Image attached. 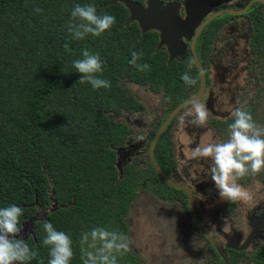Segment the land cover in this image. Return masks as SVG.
I'll use <instances>...</instances> for the list:
<instances>
[{
  "label": "trees",
  "instance_id": "trees-1",
  "mask_svg": "<svg viewBox=\"0 0 264 264\" xmlns=\"http://www.w3.org/2000/svg\"><path fill=\"white\" fill-rule=\"evenodd\" d=\"M75 4H91L98 14L115 16L116 23L99 38L73 40L66 24ZM37 7L43 12L36 13ZM254 13L250 44L264 48V18ZM84 49L99 53L101 78L110 81V89L78 83L80 74L72 62L82 58ZM133 51L143 54L138 63L149 64V71L129 63ZM186 72L198 79L187 61H168L158 34L140 29L125 0H0V207H22V227L39 208L54 206L25 239L39 253L28 264H48L44 221L72 238L71 264H83L82 232L104 227L128 235L125 217L137 192L148 187L161 198L174 192L152 165L142 176L132 163L119 174L116 149L131 131L117 118L143 109L129 84L160 94L170 108L176 106L190 87L181 79ZM166 137L165 132L156 144L155 158L168 173L174 165L167 164ZM252 258L264 264V243ZM134 261L127 253L118 257V264Z\"/></svg>",
  "mask_w": 264,
  "mask_h": 264
},
{
  "label": "rangeland",
  "instance_id": "rangeland-1",
  "mask_svg": "<svg viewBox=\"0 0 264 264\" xmlns=\"http://www.w3.org/2000/svg\"><path fill=\"white\" fill-rule=\"evenodd\" d=\"M161 1V0H159ZM187 0L164 2L163 6L168 3H174L178 6V14L183 19L187 18V10L184 6ZM230 0H203L195 12L194 18L191 19V26L193 29L200 23V17L206 13H213L215 8L225 7L226 2ZM145 1H143L144 5ZM240 19H233L226 24V28L222 33H226L224 38L226 41H216L212 48L216 53H219L220 46H225L228 68L226 76L219 73L214 68V74L216 79H223L230 81L231 83H237L243 88L244 101H247V106L254 107V114L252 115L256 123L264 127V95L259 94V99L254 98L256 94L257 86L264 89V63H249V52L247 50L246 39L241 30L244 25L240 23ZM200 25V24H199ZM196 27V29H197ZM195 29V30H196ZM216 30H220L218 27ZM158 36L160 31L158 29H152ZM228 33V35H227ZM246 34V33H245ZM222 43V44H221ZM167 47L164 49L166 50ZM238 52L237 60H231L230 53ZM224 52V49L221 50ZM187 55V53H186ZM183 53L180 58L186 56ZM235 62V63H234ZM260 77L263 79L261 80ZM260 79V84H255V79ZM217 84V83H215ZM219 84V83H218ZM226 85V84H225ZM248 87L249 93H248ZM129 88L134 95L135 100L143 106V110L140 112H123L117 120L123 122L129 129L127 141L124 146L116 149V167L119 174L122 173L124 167L127 164L132 163L138 169L140 176L146 174L151 167V163L148 158V148L153 136L152 131H156V124L161 120L163 116V105L158 95L152 94L145 87H140L136 84H129ZM197 86H195L188 94L190 96L194 93ZM255 88V89H254ZM264 93V92H263ZM257 101V102H256ZM190 110L179 114L176 118L175 124L169 126L167 129L166 143L169 149L166 150L165 156L173 164L172 148H175L177 169L170 170L171 178L182 177L185 180H193V184H197L198 190L201 192L209 193L204 199L198 196L197 205L201 211L204 224L209 228V231L214 235L217 241L221 244H225L229 241L238 245L242 243L249 233L251 226L253 225V219L249 222L255 210L253 202H260L264 200V197L258 192L253 191L252 196L255 201H247L243 203H230L226 200H222L219 197L218 191L215 188L214 182L211 180V172L208 169L210 164L205 165V173H202L200 179L195 180L192 178L190 169L195 161L190 159L191 149H194L198 143L202 140L207 141L209 139L217 141H227L229 135H218L209 126L211 121H215L213 117H208V122L203 128H198L190 123L187 127L181 125V119H185L186 122H190L192 117L186 116V113ZM209 112V111H208ZM211 130V137L205 135L206 132ZM171 144L173 146H171ZM174 150V149H173ZM203 163V161L201 162ZM174 170V171H173ZM178 170V171H176ZM180 170V171H179ZM264 171L253 176L248 175L238 181L242 187L247 188L249 186L257 185L262 177ZM153 173V172H152ZM154 174V173H153ZM155 175V174H154ZM253 181V184H252ZM147 187V186H146ZM138 190V189H137ZM148 189L137 192V196L133 199L130 210L125 217V223L129 229L128 236L132 241L131 251L127 254L135 258V264H220L216 255L209 251L206 243L199 238L198 234L193 235L188 233L190 229L186 223L185 215H174L175 206L173 204L163 201L161 197H157L156 194ZM263 202V201H262ZM44 210L39 208L34 218L27 220L22 226L21 236L26 239L33 236L34 223L38 220L44 219L46 213L51 209ZM262 210V208H260ZM173 217H176L174 219ZM229 217L231 223V229L228 232L223 231V220ZM264 240V231L257 239L249 245V249L244 251V254L236 259L235 264H256L253 260V254L259 247V243ZM125 256V255H124ZM123 256V257H124Z\"/></svg>",
  "mask_w": 264,
  "mask_h": 264
},
{
  "label": "clouds",
  "instance_id": "clouds-1",
  "mask_svg": "<svg viewBox=\"0 0 264 264\" xmlns=\"http://www.w3.org/2000/svg\"><path fill=\"white\" fill-rule=\"evenodd\" d=\"M36 13L43 9L37 7ZM71 19L66 27L73 40L82 41L88 36L99 38L108 33L116 23L113 15L98 14L91 4H75L70 12ZM66 51L71 52L69 44H65ZM142 53L133 51L129 63L138 71H149L151 66L138 63ZM82 58L72 62V66L80 74L78 83H87L93 90L110 89V81L101 78L103 75V61L99 53H92L84 49ZM186 85H195L197 80L187 72L181 77ZM247 101L237 100L235 104L225 103L221 111H228L233 122L228 125L229 139L217 141L209 139L201 141L191 149L192 164L190 173L194 180L200 179L205 173V165L210 164L211 180L214 182L219 197L230 203H243L252 200L249 190L242 187L238 181L248 175H257L264 171V127L259 126L251 113L246 110ZM186 116L192 117L190 122L181 119L184 127L191 125L203 128L209 117L206 107L198 100L191 101L190 110ZM211 137V130L205 133ZM203 161V163H201ZM24 209L15 204L0 207V264H28L39 253L31 249L21 236V217ZM43 229L46 233L42 243L49 249L48 264H71L74 256L72 238L63 231H58L53 224L44 221ZM231 229L229 217L223 220V231ZM83 264H118V257L131 251L132 241L128 235L119 231H110L104 227H94L80 235ZM42 264V262H41Z\"/></svg>",
  "mask_w": 264,
  "mask_h": 264
},
{
  "label": "flooded vegetation",
  "instance_id": "flooded-vegetation-1",
  "mask_svg": "<svg viewBox=\"0 0 264 264\" xmlns=\"http://www.w3.org/2000/svg\"><path fill=\"white\" fill-rule=\"evenodd\" d=\"M215 9L216 10H214V12L228 9L231 11L241 12V13L238 15L223 14L221 16H218L215 19H213L211 22H209L203 28V30L200 32V34L196 40L195 50H196L197 58H198L201 66L204 70L205 80H204L203 89H201L199 72L197 70L196 65L192 61V59L190 57V53H189L191 39H192V36H193V33L195 32V30L191 31L190 39L189 38L186 39L184 37L181 38L185 47L179 49L178 51H175L173 57L168 52L169 51V49H168L169 45L167 46L164 44V45H161L159 47H163V48L167 47L166 51L168 53V61H174V60L178 61V62L187 61L188 65H189V71L193 72V73L197 71V77H198L197 83L195 85H191L189 87V89L187 91H185L184 99L180 103H182L188 99L195 98L199 95L196 100H198L200 103H202L206 107V109L209 111L210 116L215 119V121L214 120L211 121V124H209V126L218 135L225 134L226 136H228V135H230L228 125L233 122V117H232L230 112L221 111L220 109L225 106V103L235 104L237 100L244 102L245 97L243 96V88L241 89L240 85H238L237 83H231L230 82L231 80L230 81L225 80L224 76H226V73H227L226 71H228L227 70V68H228L227 62H225L227 60V59H225L227 56L226 47H225L226 43H225V46H223V47H222V45L220 46L219 53H216L215 49L212 48V46L216 41H219V40L226 41V39L223 36L226 33H222L223 30L226 28L225 23H227L233 19H240V21H241L240 23L244 25L241 32H244L243 34L246 35L245 39H246V44H247L246 48L249 52V63H251V64L252 63H258V62L264 63V48H252L251 44H250L251 37L253 34V28H254V26L252 25V22H253L252 20L254 19V17L256 18L254 12L257 11L258 15L261 16L262 18H264V3L258 2L257 0H230L229 2H226L225 7L221 6L220 8H215ZM253 14H254V16H252ZM208 15H210V13ZM212 26H214V27H212ZM218 27H220L219 31L216 30ZM227 35H228V33H227ZM260 46H262V45H260ZM222 49H224V52H221ZM238 52L239 51H237V52L232 51L230 53L229 58L231 60H237ZM181 53H183L184 55H186V53H187V55L184 57L182 56L181 58L175 56V54H178L180 56ZM171 57H172V59H171ZM189 58H190V60H189ZM214 68H215V70L217 69L218 72L220 71L219 73H222L224 75L223 79H219V80L216 79V75L214 74V71H215ZM260 79L262 80L263 78L260 77ZM260 79L259 78L255 79V82H254L255 84H253L254 87L256 86L257 83L260 84L259 83ZM215 83H217V84H215ZM195 86H197V88L195 89L194 93H192L190 96H188L189 92ZM249 88L250 87H248V93H249ZM263 92H264V89H262L260 86H257L256 94L254 95V98L257 99V101H258L259 94L261 93V95H264ZM151 93L154 95H158L160 97L161 103L163 105V116H162L161 120L156 124V131H152V133H151V135L154 138L155 134L157 133V131L159 130L160 126L163 124V122L165 121L167 116L180 103L177 104L176 106H173L172 108H170L168 105V101L164 100L160 94L153 93V92H151ZM190 107H191V104L187 105L186 107H184L183 109L178 111L177 114L173 117V119H171V121L167 124L162 135L167 131L169 126H171L173 123L175 124L177 116L179 114L185 112L186 110H188ZM245 107H246V110L251 113V115L254 114L253 104H252V106L245 105ZM142 110L135 111V112H140ZM161 136L159 137V139L161 138ZM127 138H128V136H127ZM127 138H126V141H127ZM153 138L151 139V142L149 144V148L151 146ZM159 139H158V141H159ZM126 141H125V143H126ZM158 141H157V143H158ZM156 144H155V147H156ZM171 146H173V145L171 144ZM155 147H154V157H155ZM149 148H148V158H149ZM160 153H162V150L160 151ZM172 155H173V158L175 159V157H176L175 148H172ZM174 159H173V165H174V168L177 169L176 161H174ZM176 171H178V170H176ZM166 174L175 183H177L179 185L187 186L191 189L192 200H193L194 207H195V215L197 217V221H198L199 225L205 231V233L208 234V236L211 239H213L221 247L225 248V252H226V255L229 259L230 264L231 263L235 264L236 259L240 258L244 254V251L246 249H249V245L253 242V240L257 239L260 235H262V233L264 231V200H262L263 202L262 201L253 202L256 199L252 196L251 201L253 202V205L255 206V210L253 211V213L249 214V216L250 215H252V216H251V218H248V219H250L249 222H251L254 218L255 219L253 220V222H252L253 225L251 226L249 233L246 235L244 241L242 243H239L238 245L231 243L232 241H229L225 244H221L217 241V239L214 237V235L211 233V231H209V228L204 224V220L202 218L201 211L198 208L197 201L195 202V199H198V196L203 197L205 199L209 195V193H207V191L206 192L199 191L198 190L199 186L197 184L194 185L193 180H185L183 177L181 179L180 177H174V176H172V178H171V176H170L171 172L170 171ZM163 182H164V180H163ZM195 183H196V180H195ZM257 183L258 184L256 186L255 185H253L252 187L249 186L246 189L249 190L251 195H252L253 191H255L264 197V172L262 174L261 180ZM164 184L166 186H168L165 182H164ZM252 184H253V181H252ZM168 187H170V186H168ZM170 188H172V187H170ZM172 189H174V192L173 193L171 192L168 196H165V198H163L162 200L167 202V203L173 204L175 206L174 215L176 217L178 215H182V214L185 215L186 223L190 227V229H188V233L191 235H193V233L198 234L199 238L202 239L204 241V243H206V246L209 248V251L216 255V258L218 259L219 262L224 264L220 254L215 249V247L212 245V243L209 241V239H207L204 236V234H202L198 230V228H197V226H196V224L192 218V215H191L189 199H188L186 192L181 190V189H177V188H172ZM260 208H262V210H260ZM176 217H173V218L176 219ZM246 242H247V244L245 245ZM263 243H264V240L261 241V243H259V247L255 250V252L261 247V245ZM228 245H233L235 248H241L244 245L246 247L242 250H237V249L234 250L231 248H226V246H228ZM232 251L237 252L238 254L235 255Z\"/></svg>",
  "mask_w": 264,
  "mask_h": 264
},
{
  "label": "water",
  "instance_id": "water-1",
  "mask_svg": "<svg viewBox=\"0 0 264 264\" xmlns=\"http://www.w3.org/2000/svg\"><path fill=\"white\" fill-rule=\"evenodd\" d=\"M144 1H145V3L143 5V4H139L137 2H131V1L125 0V4L130 11V18L138 23L140 29L143 32L152 30L153 28L158 29L160 31L159 46L164 45V44L167 46L169 45L168 46V49H169L168 52L173 57L175 51H178L179 49L185 47L181 38L184 37L186 39H188V38L190 39L191 31L196 29L197 26L193 29V24L191 26L190 20L191 19L196 20V18H194L195 12L197 10V14H198V8L200 7V4L202 3L203 0H187L186 3L184 4V6L186 8H188V10L186 11L187 12V18H184V19L181 16H179L178 6L174 3H168L167 5L163 6L162 1H159V0H144ZM257 1L264 3V0H257ZM240 13L241 12H235V11L225 9V10L214 12L210 15H208L209 13H206V14H204L205 19L203 18V16L200 17V19H201L200 23H199L200 25L198 24L197 29L193 33L191 43H190L189 53H190V57H191L192 61L196 65L197 70L199 72L201 89H203V86H204L205 75H204V70H203V68H202V66H201V64L197 58L196 50H195L196 40H197L200 32L203 30V28L209 22H211L213 19H215L218 16H221L223 14L238 15ZM175 56L179 57L178 54H175ZM172 57H171V59H172ZM198 96L180 103L167 116V118L165 119L163 124L160 126L159 130L157 131V133L155 134V136L153 138V141H152L151 146L149 148V160H150L152 166L154 167V169L156 170V172L161 176V178L164 180V182L168 186H170L172 188L181 189V190L186 192L188 199H189L191 215H192V218H193L198 230L202 234H204V236L207 239H209V241L212 243V245L215 247V249L220 254L224 264H230L229 259L226 255V252H225V248L221 247L213 239H211L208 236V234L205 233V231L199 225V223L197 221V217L195 215V207H194V203L192 200L191 189L187 186L179 185V184L175 183L174 181H172L167 176V174L162 170V168L159 166V164L157 163V161L154 157L155 144L157 143L159 137L162 135L167 124L171 121V119H173V117L177 114L178 111H180L181 109H183L187 105L191 104V101L193 99H197ZM246 244H247V242L245 243V245ZM245 245L242 246L241 248H235L233 245H228V246H226V248H231L234 250H236V249L242 250L246 247Z\"/></svg>",
  "mask_w": 264,
  "mask_h": 264
}]
</instances>
